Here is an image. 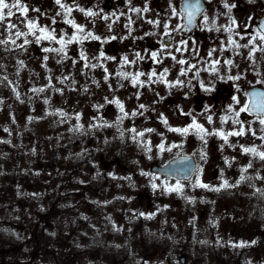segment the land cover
Returning <instances> with one entry per match:
<instances>
[{
    "label": "rangeland",
    "instance_id": "rangeland-1",
    "mask_svg": "<svg viewBox=\"0 0 264 264\" xmlns=\"http://www.w3.org/2000/svg\"><path fill=\"white\" fill-rule=\"evenodd\" d=\"M49 1L20 0L26 15L13 9L5 21L17 27L0 26L7 41L0 43V244L18 264H264V160L244 151L254 139L264 152V125L240 128L230 142L239 140L240 152L225 150L238 157L226 166L242 161L236 190H193L153 172L182 150L212 154L216 134L201 140L196 131L170 130L186 126L158 124V104L169 94L156 93L153 77L151 89L123 88L113 68L98 64V45L68 43L73 33L54 27ZM116 30L101 50L122 58ZM48 34L56 40H37ZM177 185L181 191L166 190Z\"/></svg>",
    "mask_w": 264,
    "mask_h": 264
},
{
    "label": "flooded vegetation",
    "instance_id": "flooded-vegetation-1",
    "mask_svg": "<svg viewBox=\"0 0 264 264\" xmlns=\"http://www.w3.org/2000/svg\"><path fill=\"white\" fill-rule=\"evenodd\" d=\"M183 1L73 0L58 4L50 0L46 14L54 20L56 29L73 33L85 45H98L96 52L101 53L98 64L113 68L123 88L127 84L132 92L142 87L151 89L149 78L153 77L156 93L160 97L163 92L169 94L158 104L161 110L160 116H155L158 124L188 128L195 122L203 127H232L230 133L239 132L244 126H258L264 119V112L259 114L258 110L262 106L251 105V109L248 106L252 89L264 93V39H261L264 37V0H197L204 8L192 28L186 24ZM67 8L72 11H66ZM87 12L94 15H86ZM116 29L120 30L122 58L110 54L108 48L101 50L108 35L111 38L119 35ZM259 96L264 103L263 96ZM258 97L254 100L258 101ZM245 107L248 110L241 111ZM195 131L190 128L189 133ZM215 137L216 141L209 145L215 149L212 154L207 149L182 150L176 154L193 156L196 167L190 179L166 178L192 186L193 190L201 188V184L209 186L204 189L223 190L225 181L228 187L236 185L235 176L243 168L242 161L238 166H226L238 157L233 153L226 156L225 150L231 152L232 147L240 152L239 140L230 145L232 137L240 135H227V141L223 135ZM206 143L209 141L203 142L202 147ZM254 144L253 139L245 149L255 148ZM151 169L161 174L153 165ZM233 187L236 186L230 188ZM143 197L140 194V201ZM147 197V207L151 208L154 204L151 194L147 193ZM12 253L11 248L0 244V264H18ZM180 260L184 262L186 257Z\"/></svg>",
    "mask_w": 264,
    "mask_h": 264
},
{
    "label": "snow or ice",
    "instance_id": "snow-or-ice-1",
    "mask_svg": "<svg viewBox=\"0 0 264 264\" xmlns=\"http://www.w3.org/2000/svg\"><path fill=\"white\" fill-rule=\"evenodd\" d=\"M56 2L59 4L60 0H56ZM61 7H64L63 5H61ZM13 9H17L18 11H20L21 15H26L27 13V8L23 7L20 3V0H13L12 3H7L6 0H0V26H4L6 31H11V29L16 28L17 25L12 24V23H7L5 25V21L8 20L10 21L11 17L14 15ZM146 10V9H145ZM66 11L71 12L72 9L71 8H67ZM81 11H83V9H81ZM136 11H140L139 9H136ZM86 15H94V13L92 12H87ZM205 21L207 20V17H204ZM189 25H191L192 23V13H189V20H188ZM74 27H77L79 29L80 26L78 25H73ZM27 27L32 28L34 27V23L32 21H28L27 22ZM82 30V29H80ZM41 32H45V29H40ZM16 37H20L22 35H26L25 33H22L20 31H17L15 33ZM41 38H45V39H49V40H56V37L52 34H48L47 36L44 37H37V40L39 41V39ZM75 37H72L71 40L68 41V43H71L72 40H74ZM98 39V38H97ZM261 39H264V37H261ZM15 41H13L14 43ZM60 44H64L63 39L57 41ZM0 43H7V41H0ZM25 43H27V41H25ZM44 51L48 52V51H63V48L61 49H44ZM180 63H184V61H180ZM229 63H231V61H229ZM238 78V77H237ZM133 83H135V81H133ZM141 107H143V105H141ZM248 109L242 108L241 111H247ZM121 111H123V106L121 105ZM260 111L264 112V108H261ZM237 115H239V113H237ZM209 121L211 122V118L209 117ZM165 123H167V121H165ZM260 123L262 125H264V119L260 120ZM190 128H195L196 132L200 135V139L204 140L205 135H211V134H220L223 135V138L225 139V141H227V135H243V132H232V133H228L227 135H224L223 133H208L206 129L203 128L202 125H198L195 124V122H193V125H190L188 128H183V129H170L171 131H176V132H180L182 134H186L189 132ZM132 132H135V129L130 130ZM147 131H152V129H148ZM144 133L140 132V133H136V136H143ZM136 136H133V139L136 138ZM161 148H163V145H160ZM173 147H176V145H173ZM170 150V149H169ZM245 152H252L254 155L259 156V158L261 160H264V152H256V149H245ZM202 159L204 158L203 156L201 157ZM249 167H251V164H249ZM245 171H247V169H245ZM245 178L243 176L240 177V181H243ZM239 183V181H238ZM224 187H228V183L227 181L224 182ZM153 187L155 188L156 185H153ZM200 187H209L208 185H204L201 184ZM167 191H181V188L179 185H177L175 188H171V189H166ZM216 191H219V189H215ZM258 192H260V189H257ZM262 195H264V192L261 193ZM234 247H244L245 244L244 242H240L239 244L233 245Z\"/></svg>",
    "mask_w": 264,
    "mask_h": 264
},
{
    "label": "water",
    "instance_id": "water-1",
    "mask_svg": "<svg viewBox=\"0 0 264 264\" xmlns=\"http://www.w3.org/2000/svg\"><path fill=\"white\" fill-rule=\"evenodd\" d=\"M191 6L193 7V9L188 8ZM203 8H204L203 3L197 0L183 1L182 9L187 16V20H186L187 25H189L188 23L189 13H192V23L191 25H189L188 28H192L195 26L196 18L202 12ZM258 95H262L264 99V93H261L258 89L254 88L250 91V102L248 106L250 109L252 108L253 105L258 106V108L260 107V105L262 106L261 108L264 107V103L261 99H259L260 96L258 97ZM255 97H258V99L261 100V103L259 102V100L258 101L254 100ZM261 108L258 109L259 114L263 113L262 111H260ZM195 167H196V163L193 156L188 154H179L169 159L163 165H158V164L153 165V169L155 171H159L168 177L172 176L178 179H190L195 171ZM182 257L184 258V256Z\"/></svg>",
    "mask_w": 264,
    "mask_h": 264
}]
</instances>
